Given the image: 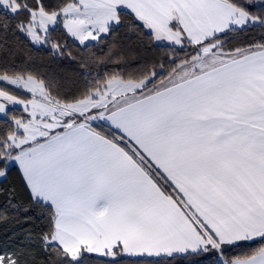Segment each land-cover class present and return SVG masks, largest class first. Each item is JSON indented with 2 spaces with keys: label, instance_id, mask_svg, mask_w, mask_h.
Instances as JSON below:
<instances>
[{
  "label": "snow or ice",
  "instance_id": "6c2138e0",
  "mask_svg": "<svg viewBox=\"0 0 264 264\" xmlns=\"http://www.w3.org/2000/svg\"><path fill=\"white\" fill-rule=\"evenodd\" d=\"M0 264H264V0H0Z\"/></svg>",
  "mask_w": 264,
  "mask_h": 264
}]
</instances>
